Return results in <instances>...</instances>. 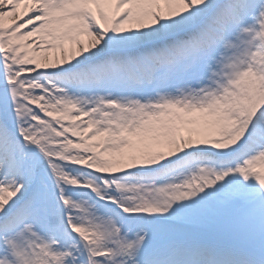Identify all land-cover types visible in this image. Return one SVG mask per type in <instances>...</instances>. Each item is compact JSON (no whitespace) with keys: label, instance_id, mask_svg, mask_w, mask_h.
Segmentation results:
<instances>
[{"label":"snow or ice","instance_id":"snow-or-ice-1","mask_svg":"<svg viewBox=\"0 0 264 264\" xmlns=\"http://www.w3.org/2000/svg\"><path fill=\"white\" fill-rule=\"evenodd\" d=\"M0 264H264V0H0Z\"/></svg>","mask_w":264,"mask_h":264}]
</instances>
